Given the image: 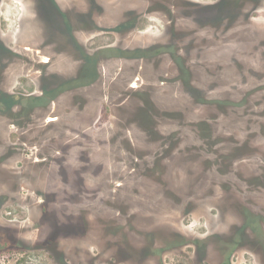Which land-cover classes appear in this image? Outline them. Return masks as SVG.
<instances>
[{"label": "rangeland", "instance_id": "rangeland-1", "mask_svg": "<svg viewBox=\"0 0 264 264\" xmlns=\"http://www.w3.org/2000/svg\"><path fill=\"white\" fill-rule=\"evenodd\" d=\"M42 1L63 13H71L73 6L69 5H89V0H0V42H6L12 52L4 64H8L7 88L13 94L36 91L42 62L47 58V68L69 74L68 58L79 53V44L97 51L114 46L143 47L169 37L177 42L175 30L198 31V4L219 0H92L100 9L94 16L100 19L102 30L78 33L76 45L71 37H62L61 30L68 27L41 15ZM248 11V19L238 27L228 30L214 22L201 32L215 38L214 49L232 52L234 48V53L242 56L263 39L264 0L248 6L245 15ZM2 66L0 59V69ZM103 66L104 98L97 89L80 91L67 94L62 99L65 102L56 105L61 124L69 127L73 123L74 133L85 131L84 144L92 154L87 169L78 170L79 154L68 157L64 166L70 172L67 177L56 164V153L38 168L26 162L52 152L48 150L51 134L59 136L58 148H66L68 130L63 134L59 127H46L49 114L39 116L45 121H35L25 130L7 129V144L17 146V135L23 132L32 136V145L27 143L29 154L25 150L13 155L0 169V213L8 211L13 220L0 215V223L16 230L10 236L18 240L9 245L0 243V264H264V190L251 188L248 178L254 171L259 176L257 167L249 161L218 166L212 157L219 151L230 152L239 142L237 134L244 136L237 126L243 120L240 114L229 111L224 117L187 97L167 55L159 64L154 60H112ZM161 74H167L165 86L159 83ZM212 76L204 77L202 83H221L219 93L228 94L226 85L233 82V76ZM136 77L139 85L150 87L159 110L179 112L172 118H153L164 138L144 133L140 123L130 118L136 102L132 97L123 101L118 92L123 84L134 85ZM83 94L89 100L87 110L75 107L77 95ZM62 103L67 106L60 107ZM68 108L71 111L67 112ZM205 117H213L215 130L234 139L221 140L215 150L206 152L193 133L177 127L178 123L192 126L193 121ZM169 134L180 139L176 149H171ZM44 145L45 151L41 149ZM46 204L58 220L65 212H73L75 223L57 227L56 220L43 212ZM80 214L85 220L77 216ZM58 231L60 236L55 240Z\"/></svg>", "mask_w": 264, "mask_h": 264}, {"label": "flooded vegetation", "instance_id": "flooded-vegetation-1", "mask_svg": "<svg viewBox=\"0 0 264 264\" xmlns=\"http://www.w3.org/2000/svg\"><path fill=\"white\" fill-rule=\"evenodd\" d=\"M258 2H260V0H219L205 5L198 4L195 13L197 22H199V24L196 23L198 25V31H191L188 33L184 32L185 30H175L173 36L178 39L177 42L171 40L169 37L167 41H154L143 47L114 46L97 51H91L87 48L84 49L79 44L77 46L79 53H71L68 58V60L71 61V72L67 75H62L58 71L51 70L49 67L47 68V66H49V60L42 62V71H40L39 74L37 89L34 93L31 92L30 94L22 93L17 95L8 91V77L5 70L8 64H4V62L7 61L8 63V56L12 54V52L6 45V42L1 43L2 40L0 37V56L2 55L0 59L3 61V66L0 69L3 70L0 73V140H3V144L0 143V169L13 155H18L22 151L25 153V150L29 147L27 143L32 145V136L23 132L17 135V141H19L17 144L18 147L16 145L7 144L4 139L6 137V131H8L7 129L13 126L19 130H25L24 128L27 127V125L33 124L35 121L37 123H39V121H45L46 118L41 120L39 117L45 114H49L50 116L52 114L55 115L51 118H49V115L47 116V124L49 125L46 127H59L62 129L63 134L68 130L64 138L65 141H67L66 148H58L59 136L57 133L51 134L49 139L51 148L48 150H52V152H46V155L42 154L40 157L39 155L35 158L31 157V159L26 162L38 168L42 166V164L45 165V163H47L45 160L46 157H51L52 154L56 153V164L60 166L59 168H62V172L67 177L70 175V172L65 170L64 166L69 162L68 159L72 157L71 155L78 156L79 154L81 158L79 159V161H81V166L79 167L81 168L78 170L87 169L89 163L92 161V154L84 144L85 137H83V135L85 131L80 129L79 132L74 133L75 125L73 123H71L69 127L65 126L66 123L61 124V118L59 119L60 114L56 105L58 106L61 101L65 102L62 99L66 97L67 94H74L80 91L87 93L90 90L97 89L99 97L104 98L107 89L101 84V81L104 77L103 64L108 61L154 60L159 64L162 57L167 55L175 65V78L180 83V87L187 97L196 100L198 105L215 109L217 113L224 117L229 115V111H236L237 114H240L241 118H243L242 122L237 126L242 130L244 136L240 137V134H237L236 137L239 140L237 146L230 148L232 150H230V152L219 151L212 157L218 160V166L226 165L228 162V166H235L239 165L238 162L249 161L253 164V167H257V172L259 174V176L256 175V171H254V173H249L248 178L250 187L256 186L264 190V36L262 37L263 39L257 43L259 44L258 47L244 51L241 56L240 54L234 53V48H231L232 52L225 48L221 50L214 49L213 40H215V38L206 37V35L201 32L202 29L210 26L212 27V25L215 24L214 22L220 27H224L225 29L228 28V30L238 27L245 18L248 19L249 11L248 14L245 15L247 7L250 5L255 6ZM40 5L43 7L41 15L43 14L44 18L45 15L47 16L45 19H50L57 23L60 22L64 24L65 27H68L66 31L64 29L61 30L62 37L66 39L71 37L74 40V45H76L75 42L77 43L75 37H77L78 33H94L102 30L100 19L97 18L96 15L94 16L96 10L100 9L96 8L97 4L92 2V0H89V5L85 8H80L79 5L74 4L69 5L73 6L71 13H69L70 11L63 13L60 9H53L52 6L49 7L45 2L43 3V1ZM80 18H82L83 21L80 22ZM127 21L128 20H125L123 23H127ZM78 22L83 24L82 28H79ZM207 22L208 25L210 23L209 26L206 24ZM223 23L225 24L223 25ZM75 25L77 28H75ZM222 33H225V31H222ZM231 38L232 37H230V39ZM79 43L82 42L80 41ZM177 43H179L178 47L176 46ZM174 49L175 51H173ZM224 54H226L227 57L233 56V58H227ZM219 58L228 62H220ZM82 69H85L87 72L81 74ZM199 70L200 73L198 72ZM208 70L210 72H207ZM214 73H217L218 76L224 75V73L233 76V82L230 83V85H226L230 88L228 94L223 95L219 93L220 91L222 92L223 89H219L221 83L212 82L206 85L202 83L204 77H210ZM92 74L96 75L93 80L91 78ZM158 75L159 73H157V76ZM159 77H162V74ZM166 77L167 74L160 78L161 80L159 83L162 86L168 83ZM133 81L134 85L133 82L129 85L123 84L118 90L125 98L123 101L128 102L132 97L133 101L136 102L130 118L133 117L134 122L138 121L141 130L148 136H157L159 139L164 138V136L158 133L153 118L159 116L164 119L172 118L173 116L179 115V112L159 110L154 103L150 87L144 86L143 84L139 85L138 77ZM231 91L233 93H230ZM83 95L84 96L77 95L75 107L77 109L82 108L87 110L89 107V100L87 99V94ZM63 105L67 106L66 103H62L60 107ZM69 111H71L70 108L67 109V112ZM65 113L63 117L67 115ZM149 117L151 118L149 119ZM193 122L194 123L191 124L192 126L186 124L184 127H181L180 123H178L177 127L180 126V128H184L186 131L193 133L196 143L198 142L203 145L205 147L203 149H207L206 152H209V149L215 150V147L221 143V140L225 139L226 143L227 140L234 139L232 136L226 134L223 136L215 130L213 117H205ZM171 133L173 134L174 132ZM172 134H169L171 138L170 145H172L171 149H176V144H178L180 139L171 137ZM45 140H48V138L46 137ZM45 147L46 145L41 146V149L43 150ZM166 148L168 149V147ZM27 153L29 154L30 151L27 150ZM213 164H215V162ZM59 171L60 169H58V172ZM229 171H231V168L226 172L228 173ZM42 207L43 212L48 213L50 217L56 220V225H59L57 227L74 224L77 218L75 216L76 214L68 211L64 213L65 217L63 219L58 220L53 211H51V207L47 204ZM240 210L248 212L243 206H240ZM0 215H4L9 222L13 221L8 211H4V209L1 210ZM77 216H80L83 220L86 218L83 214ZM47 218L49 217L47 216ZM6 225L8 224L0 223V232L3 234H0V243L3 242L6 243L5 245H9L7 243L18 240L10 236L13 235L16 230L13 229V231L12 228H8L9 226ZM58 234L60 236L59 231L55 234V240H57Z\"/></svg>", "mask_w": 264, "mask_h": 264}, {"label": "trees", "instance_id": "trees-1", "mask_svg": "<svg viewBox=\"0 0 264 264\" xmlns=\"http://www.w3.org/2000/svg\"><path fill=\"white\" fill-rule=\"evenodd\" d=\"M84 72H87L85 69H82L81 70V74H83ZM96 77V75L95 74H92V76H91V78H92V80L94 79ZM151 117H149V119H150Z\"/></svg>", "mask_w": 264, "mask_h": 264}, {"label": "water", "instance_id": "water-1", "mask_svg": "<svg viewBox=\"0 0 264 264\" xmlns=\"http://www.w3.org/2000/svg\"><path fill=\"white\" fill-rule=\"evenodd\" d=\"M49 59H47L46 61H48Z\"/></svg>", "mask_w": 264, "mask_h": 264}]
</instances>
